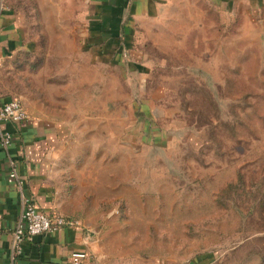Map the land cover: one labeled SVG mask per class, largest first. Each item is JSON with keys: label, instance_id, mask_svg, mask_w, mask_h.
Wrapping results in <instances>:
<instances>
[{"label": "rangeland", "instance_id": "rangeland-1", "mask_svg": "<svg viewBox=\"0 0 264 264\" xmlns=\"http://www.w3.org/2000/svg\"><path fill=\"white\" fill-rule=\"evenodd\" d=\"M3 3L32 48L0 64V84L78 122L64 214L98 250L121 264H264V17L209 0L134 17L94 16L92 0ZM89 28L119 42L118 63L83 48ZM130 120L156 126L130 140Z\"/></svg>", "mask_w": 264, "mask_h": 264}, {"label": "crops", "instance_id": "crops-1", "mask_svg": "<svg viewBox=\"0 0 264 264\" xmlns=\"http://www.w3.org/2000/svg\"><path fill=\"white\" fill-rule=\"evenodd\" d=\"M92 1L98 2L94 16L100 17L110 14L120 17L128 15L134 17L159 14L166 0ZM107 1L119 2L120 6L112 4L107 8L104 5V2ZM209 1L226 10H233L239 4H247L255 16L264 17V0ZM21 20L22 14H16L10 6L5 5L3 0H0V64L7 57L32 48V42L26 40L25 30L21 28ZM102 29L89 28L88 42L93 46L87 47L84 44L83 48H91L93 53L98 52V54L105 53V51L101 52L103 48L104 50L106 48L112 49L109 52L110 55L104 57L106 59L104 61L118 63L117 47L119 42L115 40L113 45L112 42H108L103 46V43H98V41L104 40ZM94 33H96L95 36ZM95 38L98 39L97 42L92 40ZM107 45L108 47H106ZM3 89L2 84H0V105L16 97ZM22 102L25 105V102ZM142 106L138 105L139 110L146 112ZM25 107L29 113L26 119L18 122L10 120L0 122L3 129L9 130L13 134L9 148L0 145V264H10L13 230L22 207L19 188L8 180L13 164L16 165L19 174L25 180L23 191L35 202L38 209L47 213L68 214L66 200L69 190L64 177L69 176L70 165L69 162H66V152L69 141L73 139L72 129L76 125L78 126V122L42 115L26 105ZM131 108L133 113V106ZM151 126L155 127L156 124L147 120L144 122L130 120V124L126 126V136L133 140L135 128L146 130L150 129ZM87 224L85 221L75 226L64 225L25 240L23 252L19 257V264H69L71 255L75 251L87 252L89 255L87 261L91 264H121L109 261L104 253L98 250L97 240ZM153 264L168 263L164 259L156 258ZM187 264L195 263L189 262Z\"/></svg>", "mask_w": 264, "mask_h": 264}, {"label": "built area", "instance_id": "built-area-1", "mask_svg": "<svg viewBox=\"0 0 264 264\" xmlns=\"http://www.w3.org/2000/svg\"><path fill=\"white\" fill-rule=\"evenodd\" d=\"M29 113L18 97L11 98L0 105V122L2 120L21 121L26 119ZM13 134L9 130H5L0 125V145L9 148ZM9 182L15 184L21 195L22 207L16 226L13 230V241L10 251V264H19V257L23 252V243L25 240L33 238L36 234L49 232L53 229L64 225H80V220L66 216L62 213H47L38 209L35 202L23 191L24 178L13 164L9 176ZM89 255L85 251H75L72 253L69 264H91L87 260ZM95 264V263H94Z\"/></svg>", "mask_w": 264, "mask_h": 264}]
</instances>
